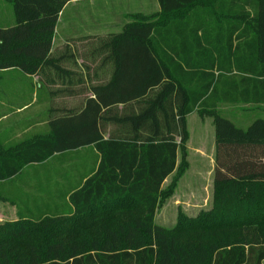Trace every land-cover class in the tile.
Listing matches in <instances>:
<instances>
[{"label":"trees","instance_id":"trees-1","mask_svg":"<svg viewBox=\"0 0 264 264\" xmlns=\"http://www.w3.org/2000/svg\"><path fill=\"white\" fill-rule=\"evenodd\" d=\"M9 1L15 26L0 28V71L36 75L53 64L56 20L72 0ZM157 1L158 15H136L112 36L106 46L111 80L92 89L80 112L51 120L48 136L0 154V183L81 148L92 146L99 155L94 174L65 196L70 217H20L0 227V264L264 262V119L242 130L217 115L211 103L264 102V0ZM214 1L215 28L207 29L206 12L193 25L189 18L163 26L152 21ZM230 74L220 93L218 80ZM131 103L140 107L136 114L115 116L126 137L104 140L105 118ZM197 109L212 117L214 127L211 209L169 231L155 224L166 193L162 184L176 171L187 140L185 119ZM118 206L129 210L122 220L88 232L86 224L97 214L109 216ZM34 227L46 233L42 244L22 249Z\"/></svg>","mask_w":264,"mask_h":264},{"label":"rangeland","instance_id":"rangeland-1","mask_svg":"<svg viewBox=\"0 0 264 264\" xmlns=\"http://www.w3.org/2000/svg\"><path fill=\"white\" fill-rule=\"evenodd\" d=\"M216 1L206 6H195L187 13L170 16L167 21H162L159 17L152 21H159V25L163 26L171 20L189 18L190 24L193 25L198 23V18L202 19L206 12L207 29L215 28V25H218L214 11ZM246 12L252 13L250 9H246ZM242 21L241 23L247 24V20ZM8 71H0L1 155L48 136L47 121L54 110L56 96L55 87L45 89L37 86L45 85L43 77L36 80L35 77L24 75L15 69ZM233 77L234 75L230 74L220 78L217 90L224 92L227 87L225 84ZM263 107L262 103L246 104L220 100L215 104V112L229 120L236 128L245 130L256 117L264 116ZM211 121L212 117L200 109L185 119L186 144L178 155L176 171L162 187L166 193L155 216V224L165 230L176 231L177 228L179 230L183 226L186 227L189 222L211 209L214 172V157H210L213 151ZM195 150H202L205 154L199 158L198 154L193 153ZM189 151L193 152L189 154ZM77 157L78 154L73 153L54 156L44 164L22 168L15 180L0 183V227L15 223L20 217L30 220L70 217V207L65 196L79 186L71 185L72 168L78 160ZM108 212L109 216L99 217L97 214V220L86 224L92 229L88 231L90 234L101 223L109 221L116 224L128 214L120 206L113 207ZM45 236L44 231L34 227L29 237L19 246L24 249L29 244L41 245Z\"/></svg>","mask_w":264,"mask_h":264},{"label":"crops","instance_id":"crops-1","mask_svg":"<svg viewBox=\"0 0 264 264\" xmlns=\"http://www.w3.org/2000/svg\"><path fill=\"white\" fill-rule=\"evenodd\" d=\"M159 12L157 0H72L62 8L56 20L49 53L53 64L43 67L32 76L36 80L44 78L45 85L38 84L39 88L55 87L54 110L48 117L47 126L51 120L80 112L86 101L93 98L92 89L104 86L111 80L114 66L106 46L112 36L118 35L126 25L131 24L134 16H152ZM14 26L11 2L0 0V28ZM211 103L215 107L217 100ZM261 103L264 106V102ZM139 110L140 107L135 103L113 108L112 115L107 116L103 124V139L107 140L115 135L126 137L127 129L117 128L115 116L132 115ZM257 119H264V116L254 120ZM212 147L210 157H214L215 153L214 127ZM190 152L193 151L188 153L191 154ZM71 153L78 154V160L72 168L71 185H83L96 171L99 155L92 146ZM193 153L198 154L199 158L205 154L202 150H195Z\"/></svg>","mask_w":264,"mask_h":264}]
</instances>
